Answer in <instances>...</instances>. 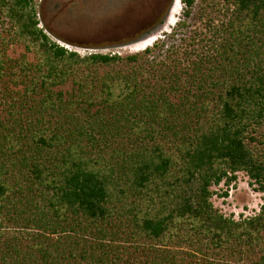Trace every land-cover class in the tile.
<instances>
[{"label": "trees", "instance_id": "obj_1", "mask_svg": "<svg viewBox=\"0 0 264 264\" xmlns=\"http://www.w3.org/2000/svg\"><path fill=\"white\" fill-rule=\"evenodd\" d=\"M182 2L170 37H211L161 57L81 54L0 0V264H264V201L212 202L237 172L264 195V0Z\"/></svg>", "mask_w": 264, "mask_h": 264}, {"label": "rangeland", "instance_id": "obj_2", "mask_svg": "<svg viewBox=\"0 0 264 264\" xmlns=\"http://www.w3.org/2000/svg\"><path fill=\"white\" fill-rule=\"evenodd\" d=\"M35 4L40 25L49 37L81 54L97 51L126 56L162 40L166 45L155 51V55L163 57L165 48L172 44L181 45L180 52L184 51L185 42L181 39L186 34L193 36V29L208 32L200 20L190 19L185 31L176 35L175 39L170 37L172 27L182 18V0H35ZM207 36L211 37V33ZM207 41L206 38L205 41L197 39L194 45L186 46L194 53L192 57L209 49L205 47ZM24 52L22 46L13 45L8 55L15 59ZM29 59L32 61L33 56L29 55ZM10 86L19 88L13 84ZM70 88V83L63 87L64 90ZM0 115L3 116L2 105ZM255 186L249 183L244 172H237V178L230 186L221 183L214 188L218 194L212 197L213 205L224 215L235 219L252 216L264 201L263 193ZM225 191L228 192L226 197L219 195ZM245 257L243 264H253L254 256Z\"/></svg>", "mask_w": 264, "mask_h": 264}, {"label": "flooded vegetation", "instance_id": "obj_3", "mask_svg": "<svg viewBox=\"0 0 264 264\" xmlns=\"http://www.w3.org/2000/svg\"><path fill=\"white\" fill-rule=\"evenodd\" d=\"M69 2H71V0H69Z\"/></svg>", "mask_w": 264, "mask_h": 264}, {"label": "bare ground", "instance_id": "obj_4", "mask_svg": "<svg viewBox=\"0 0 264 264\" xmlns=\"http://www.w3.org/2000/svg\"><path fill=\"white\" fill-rule=\"evenodd\" d=\"M178 5V4H177ZM177 10V9H176Z\"/></svg>", "mask_w": 264, "mask_h": 264}]
</instances>
